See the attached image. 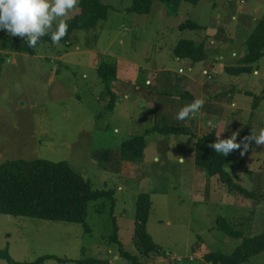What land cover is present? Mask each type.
Segmentation results:
<instances>
[{
	"label": "rangeland",
	"instance_id": "obj_1",
	"mask_svg": "<svg viewBox=\"0 0 264 264\" xmlns=\"http://www.w3.org/2000/svg\"><path fill=\"white\" fill-rule=\"evenodd\" d=\"M80 1L46 29H56L59 19L66 22L80 13ZM103 2L109 7L107 20L96 29L75 32L69 43L43 44L34 55L0 49L7 56L0 75V165L19 159L66 162L94 190L112 191L120 241L139 256L134 243L136 202L140 194H150L148 231L168 258H142L144 264H202L210 252L231 255L242 239L218 231L217 219L227 218L249 236L260 223L253 228L249 219L243 227L241 223L255 209L264 215V143H257L264 129V57L251 72L228 71L240 67L248 38L264 18V0H201L175 9L155 2L148 15L129 11L133 0ZM189 20L204 30H180ZM23 36L0 30V47L8 37ZM181 40L205 43L206 60L176 58ZM105 63L119 70L111 88L114 106L98 76ZM186 75H192V85L183 84ZM215 84L218 93L211 94L215 102L208 105L210 91L201 89L210 85L212 90ZM185 91L204 103L178 120L180 110L194 101ZM156 126L189 128L193 134L151 133L145 136L141 162L122 161L123 142ZM207 134L223 140L235 134V141L245 136L239 148L230 150L226 171L257 199L230 190L219 177L207 178L196 166L197 140ZM102 202L90 203L89 233L80 224L0 215V251L9 247L17 262L46 255L112 261L118 246L105 240L114 223L109 202L105 213L97 212ZM244 264H264V253Z\"/></svg>",
	"mask_w": 264,
	"mask_h": 264
},
{
	"label": "trees",
	"instance_id": "obj_2",
	"mask_svg": "<svg viewBox=\"0 0 264 264\" xmlns=\"http://www.w3.org/2000/svg\"><path fill=\"white\" fill-rule=\"evenodd\" d=\"M104 0H81L78 4L81 12L66 21L68 30L66 35L59 41L69 43L72 35L77 31L96 29L101 21H105L109 15V7ZM201 0H133V6L129 11L139 15L150 14L155 2L162 3L165 8H178L183 2L198 4ZM204 30V27L194 21H186L180 26V30ZM56 29H46L45 35L39 37L35 47L28 46V36L21 38L8 37L2 43L0 49L3 52H14L18 54H36V50L43 44L53 43L52 33ZM205 43H197L191 40H181L174 50L176 58L199 63L206 60ZM246 53L241 57L240 67L228 70L231 74L241 75L253 70V65L264 57V18L259 21L254 32L249 36L245 45ZM7 57V56H6ZM6 57L0 53V75L6 63ZM118 67L115 64H102L98 69V76L110 91L112 106L115 104L116 93L112 91V84L118 79ZM186 97L193 98L190 93L185 92ZM158 132L161 134H193L189 128L184 127H159L146 131L144 136H137L123 142L120 149V157L126 162H141L146 148V135ZM245 136L234 141L243 144ZM225 141L215 134H207L199 137L196 144L195 163L204 171L207 178L219 177L230 190L250 199H257L258 195L248 192L242 185L235 183L226 171L229 153L223 156L211 147L215 143ZM235 150V149H232ZM97 212L103 214L108 210L110 204V217L114 223L113 233L105 240L109 244L118 246L120 260L127 264H144L142 258L151 256H163L167 253L154 242L148 231V222L153 207L150 194L143 193L138 196L136 202V222L134 231V243L140 253L134 255L124 249L119 238V227L114 217L116 200L112 191L94 190L87 182L66 162H51L48 160H12L0 165V215L13 217H27L47 220L51 222H62L83 225L86 232H91L87 224L90 203L100 202ZM241 223L245 225L249 219L252 228L260 223L259 230L250 231L246 236L244 231L236 229L227 218L217 219V230L226 237L241 240V245L231 255L222 252H210L204 255L202 264H244L253 257L264 253V215L263 211L254 210ZM263 226V227H262ZM84 252V251H83ZM0 260L8 264H44L46 261L55 260L61 264H118L110 260L87 259L70 260L46 255L33 262H17L9 252V247L0 251ZM120 264V263H119Z\"/></svg>",
	"mask_w": 264,
	"mask_h": 264
},
{
	"label": "clouds",
	"instance_id": "obj_3",
	"mask_svg": "<svg viewBox=\"0 0 264 264\" xmlns=\"http://www.w3.org/2000/svg\"><path fill=\"white\" fill-rule=\"evenodd\" d=\"M78 0H0V30H7L10 36H28V46L35 47L39 37L45 35V29L50 28L52 21L65 17L68 10L74 9ZM68 25L63 19H59L56 30L52 33L53 43L66 35ZM203 100L196 99L186 105L177 115L178 120H183L190 113L198 111L203 106ZM236 135L230 139L211 145L217 153L227 156L230 150L239 148L235 143ZM257 143H264V129L257 137ZM168 258V257H167Z\"/></svg>",
	"mask_w": 264,
	"mask_h": 264
},
{
	"label": "crops",
	"instance_id": "obj_4",
	"mask_svg": "<svg viewBox=\"0 0 264 264\" xmlns=\"http://www.w3.org/2000/svg\"><path fill=\"white\" fill-rule=\"evenodd\" d=\"M193 67L194 66H189V71L190 72H193ZM195 68V67H194ZM190 76H192V75H190ZM190 76L189 75H186V76H184L183 78H182V82H183V84L184 85H186V83L190 80ZM193 82L194 83H197V81H196V79L194 78V76H193ZM147 83H150V81H147ZM188 83H191V81H189ZM181 85H182V83H181ZM191 85H192V83H191ZM198 87L200 88V86L198 85ZM184 88V87H183ZM205 88H206V90H208V91H210V94L208 95V98H207V104L208 105H211V102L213 101V102H215L214 100H215V96L216 95H214L213 94V96L211 95L212 93H218V92H216V90H217V88H218V84H215V88L213 89V87H211V89L213 90H210V85L209 86H203V88L201 89V90H205ZM184 90H185V88H184ZM218 91H220V90H218ZM185 92H187V93H190L189 91H185ZM190 95H191V93H190ZM192 97H193V100H196L197 98L196 97H194L193 95H191ZM229 101V103H232V107H237L236 106V104L234 103V102H231L230 100H228ZM208 108H212V107H208ZM207 108V109H208ZM120 259V256H119V254H117V255H115L114 256V258H113V260L111 261L112 263L114 262V261H118ZM163 259L164 260H167V258L166 257H163Z\"/></svg>",
	"mask_w": 264,
	"mask_h": 264
},
{
	"label": "built area",
	"instance_id": "obj_5",
	"mask_svg": "<svg viewBox=\"0 0 264 264\" xmlns=\"http://www.w3.org/2000/svg\"><path fill=\"white\" fill-rule=\"evenodd\" d=\"M191 260H193V258H191ZM181 261V260H180Z\"/></svg>",
	"mask_w": 264,
	"mask_h": 264
},
{
	"label": "water",
	"instance_id": "obj_6",
	"mask_svg": "<svg viewBox=\"0 0 264 264\" xmlns=\"http://www.w3.org/2000/svg\"><path fill=\"white\" fill-rule=\"evenodd\" d=\"M167 258V256H165Z\"/></svg>",
	"mask_w": 264,
	"mask_h": 264
}]
</instances>
